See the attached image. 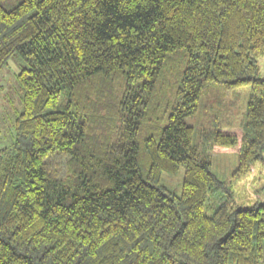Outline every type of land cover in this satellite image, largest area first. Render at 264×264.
I'll return each mask as SVG.
<instances>
[{"label": "trees", "instance_id": "16d2710c", "mask_svg": "<svg viewBox=\"0 0 264 264\" xmlns=\"http://www.w3.org/2000/svg\"><path fill=\"white\" fill-rule=\"evenodd\" d=\"M12 56L0 264L261 263L264 202L236 208L210 153L264 164V0H0ZM219 86L250 87L246 124L214 114L196 142L185 119Z\"/></svg>", "mask_w": 264, "mask_h": 264}, {"label": "rangeland", "instance_id": "374dc122", "mask_svg": "<svg viewBox=\"0 0 264 264\" xmlns=\"http://www.w3.org/2000/svg\"><path fill=\"white\" fill-rule=\"evenodd\" d=\"M261 77L264 79V56L258 57ZM24 66L18 56L10 57L0 70V149L9 148L15 141L14 121L21 113V94L17 85V74ZM250 98V87L244 86L228 90L223 86L217 87L210 102L204 100L197 113L185 119V122L195 130V141L198 133L206 128L208 119L218 114V125L244 126L246 124V108ZM211 170L216 177L226 183L231 192L234 205L238 209L254 207L264 202V164L253 166L249 173L236 177L234 175L237 154L210 153ZM61 169V159L53 160ZM184 170L180 169L175 175L162 173L161 183L175 195H180ZM211 214V210H206ZM260 264H264V257Z\"/></svg>", "mask_w": 264, "mask_h": 264}]
</instances>
